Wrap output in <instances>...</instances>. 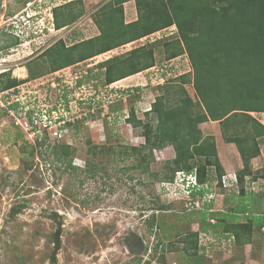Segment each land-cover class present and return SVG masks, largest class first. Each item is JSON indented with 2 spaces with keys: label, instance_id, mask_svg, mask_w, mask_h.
<instances>
[{
  "label": "rangeland",
  "instance_id": "rangeland-1",
  "mask_svg": "<svg viewBox=\"0 0 264 264\" xmlns=\"http://www.w3.org/2000/svg\"><path fill=\"white\" fill-rule=\"evenodd\" d=\"M108 1L0 0V73L9 71L11 79L20 81L0 90V264H52L59 225L55 264H264V239L258 233L253 245L237 247L221 235L228 219L220 216L215 230H201V214L191 208L225 213L244 201L237 193V157L226 155L221 138V158L231 163L233 172L225 173L224 190L211 182L205 197L212 195L209 202L201 198L188 203L179 178L173 185L151 182L136 169L126 170L137 163L134 157L117 158L120 150L144 143L141 127L126 121L130 111L145 123V112L160 93L158 86L191 71L185 55L164 58L163 45L177 37L173 26L55 72L48 70L42 52L59 42L69 48L98 35L94 15ZM68 2H79L75 7L81 6L82 16L56 29L52 11ZM122 7L125 23L137 18L134 1ZM23 20L27 30L15 29ZM148 44H155L153 67L104 85L99 63ZM34 61L44 70L31 78L27 65ZM184 88L196 100L191 83ZM251 115L264 125V113ZM198 127L203 136L214 137L219 130L216 122ZM89 145L114 148L117 162L106 151L88 154ZM55 146L59 155L69 146L61 163L52 153ZM259 148L250 166L254 161L263 166L256 172L264 175V137ZM92 156L94 172H88L91 167L85 162ZM173 156L169 147L153 150L150 171H160ZM68 163L75 169H68ZM257 194L254 206L264 212V199ZM189 233H198L196 248L189 243ZM133 235L142 238L139 254L127 252L124 240Z\"/></svg>",
  "mask_w": 264,
  "mask_h": 264
},
{
  "label": "trees",
  "instance_id": "trees-1",
  "mask_svg": "<svg viewBox=\"0 0 264 264\" xmlns=\"http://www.w3.org/2000/svg\"><path fill=\"white\" fill-rule=\"evenodd\" d=\"M129 1L135 3L137 18L125 23L122 6ZM78 4L68 2L53 9L56 29L69 26L82 16L81 6L75 7ZM94 24L99 32L95 37L69 48L59 42L43 52L41 58L45 59L50 72L172 26L177 37L163 45L164 58L171 60L185 55L191 69L158 86L160 93L145 112V123L141 124L133 110L130 111L126 121L135 128L141 127L144 143L118 152V159L134 157L137 160L126 170L136 169L151 182L162 185L174 184L177 173H182L183 180L194 177L197 187H191L190 200L195 202L202 198V202H206L212 181L215 180L216 189L224 190L222 178L225 172L218 159L214 137L203 136L198 126L216 122L223 143L232 144L240 158L242 167L235 175L237 193L245 198L231 212L191 208L194 213L201 214V230L207 226L215 230L221 224L220 216L228 219L221 235L237 247L253 245L255 232L264 239V212L254 206L253 191L246 185L255 178L250 162L260 155L259 140L264 137V125L251 115L264 113V0H110L95 12ZM154 47L155 44L142 45L99 63L97 67L103 69L104 85L153 67ZM27 67L31 78L41 75L44 70L39 68L42 67L39 61ZM18 83L20 81L10 78L9 72L0 74V90H8ZM190 83L196 100L184 88ZM8 107L14 109L16 105ZM27 113L25 116L30 119L31 114ZM168 147L174 152L173 158L167 160L160 171H150L152 151ZM55 148L52 153L56 161L66 160L69 146H64L60 155ZM102 151L112 158L115 153L114 148L88 147V154L94 157ZM93 156L86 159L87 166L95 159ZM113 161L117 162L114 158ZM67 167L75 169L70 163ZM93 168L88 172H94ZM260 198L264 199V194H260ZM181 201L183 205L184 199ZM206 216H209L207 221ZM188 236L191 238L189 243L196 248L198 233ZM50 262L56 263L53 254Z\"/></svg>",
  "mask_w": 264,
  "mask_h": 264
},
{
  "label": "crops",
  "instance_id": "crops-1",
  "mask_svg": "<svg viewBox=\"0 0 264 264\" xmlns=\"http://www.w3.org/2000/svg\"><path fill=\"white\" fill-rule=\"evenodd\" d=\"M215 123V122H214ZM216 124H218V123H216ZM214 130H215V128H214ZM213 135H214V137H215V143H216V147H217V154H218V159H219V161H220V164H221V166H222V168H223V170H224V172L226 173V174H230V173H232L233 172V167H232V165H231V163H228L229 161L228 160H222V152L220 151V149L218 148V144H217V141H218V137L219 138H221L220 137V132H219V130H218V133L216 134V131H214V133H213ZM217 135V136H216ZM223 149H224V151H225V153H226V155H230V157H232V159H236L235 158V156L237 157V160H238V164H237V166H236V169H235V171H238V170H240L241 169V167H242V165H241V162H240V158H239V156H238V153H237V151H236V149L234 148V146L232 145V144H225V143H223ZM234 152H235V154H234ZM236 160V161H237ZM255 162V161H254ZM254 162H252V166H251V171L253 172V173H255L256 171H258L260 168H263V166H257V165H254ZM259 168V169H258ZM255 175V178L254 179H252V181H249V182H247V184L246 185H249L248 187V189L249 190H251L252 189V196L253 197H255L256 195H255V193H257L258 192V194L257 195H259L260 196V194H264V175H262V174H257V172L254 174ZM256 191V192H255ZM254 193V194H253ZM246 246H249V245H245L244 247H246Z\"/></svg>",
  "mask_w": 264,
  "mask_h": 264
},
{
  "label": "water",
  "instance_id": "water-1",
  "mask_svg": "<svg viewBox=\"0 0 264 264\" xmlns=\"http://www.w3.org/2000/svg\"><path fill=\"white\" fill-rule=\"evenodd\" d=\"M59 238H60V225L55 231L53 236V255L57 254L58 252ZM124 242L130 251L132 252L134 251V253H140V249H142V241L140 240V238L134 235L132 237L128 236L125 238Z\"/></svg>",
  "mask_w": 264,
  "mask_h": 264
},
{
  "label": "built area",
  "instance_id": "built-area-1",
  "mask_svg": "<svg viewBox=\"0 0 264 264\" xmlns=\"http://www.w3.org/2000/svg\"><path fill=\"white\" fill-rule=\"evenodd\" d=\"M177 178H179V180H180V184L179 185H181L182 186V191L185 193V197H184V199H187L188 201H191L190 199V192H191V187H197V185H196V183H195V181H194V177H191V178H187V179H185V180H183V175H182V173H177V175H176V178H175V182H174V184H176V179ZM185 183V184H184ZM222 183H223V188L224 189H226V187L228 186L227 184H226V181H225V179H223L222 178ZM166 185H169V184H166ZM170 185H173V184H170ZM207 186H205L204 188H206ZM211 198H213L212 197V195H210L209 196V198H208V200L207 199H205V201H209ZM198 199V198H197ZM189 203V202H188ZM211 222H213V221H211Z\"/></svg>",
  "mask_w": 264,
  "mask_h": 264
},
{
  "label": "clouds",
  "instance_id": "clouds-1",
  "mask_svg": "<svg viewBox=\"0 0 264 264\" xmlns=\"http://www.w3.org/2000/svg\"><path fill=\"white\" fill-rule=\"evenodd\" d=\"M21 15H22V14H21ZM25 15H28V14L26 13ZM19 25H20L21 27L19 28L18 26H16L15 29H19V30H21V29L23 30V29H24L25 31L27 30V26H26L27 24L25 25L24 20L21 21ZM23 27H25V28H23ZM5 72H7V71H5ZM1 73H3V72H1ZM1 73H0V74H1Z\"/></svg>",
  "mask_w": 264,
  "mask_h": 264
},
{
  "label": "flooded vegetation",
  "instance_id": "flooded-vegetation-1",
  "mask_svg": "<svg viewBox=\"0 0 264 264\" xmlns=\"http://www.w3.org/2000/svg\"><path fill=\"white\" fill-rule=\"evenodd\" d=\"M46 50V49H45ZM45 50L43 51V52H45ZM42 52V53H43ZM7 72H9V71H7ZM131 233H129L128 235H130ZM138 238H140V240L142 241V238H141V236H139V235H136ZM142 245H143V243H142ZM142 249H143V247H142ZM127 252H129V253H134V251L132 252V251H130L128 248H127ZM136 254H139V253H136Z\"/></svg>",
  "mask_w": 264,
  "mask_h": 264
}]
</instances>
